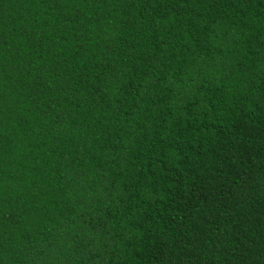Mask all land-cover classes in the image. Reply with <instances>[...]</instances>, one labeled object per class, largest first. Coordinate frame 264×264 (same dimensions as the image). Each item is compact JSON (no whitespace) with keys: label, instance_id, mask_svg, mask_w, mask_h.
Wrapping results in <instances>:
<instances>
[{"label":"trees","instance_id":"1","mask_svg":"<svg viewBox=\"0 0 264 264\" xmlns=\"http://www.w3.org/2000/svg\"><path fill=\"white\" fill-rule=\"evenodd\" d=\"M0 264H264V0H0Z\"/></svg>","mask_w":264,"mask_h":264}]
</instances>
